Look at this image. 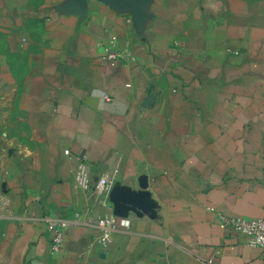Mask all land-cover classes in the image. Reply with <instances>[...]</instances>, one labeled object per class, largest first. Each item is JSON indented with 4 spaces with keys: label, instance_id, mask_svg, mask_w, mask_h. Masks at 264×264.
Listing matches in <instances>:
<instances>
[{
    "label": "crops",
    "instance_id": "obj_1",
    "mask_svg": "<svg viewBox=\"0 0 264 264\" xmlns=\"http://www.w3.org/2000/svg\"><path fill=\"white\" fill-rule=\"evenodd\" d=\"M216 213L264 214V0H0V264H264Z\"/></svg>",
    "mask_w": 264,
    "mask_h": 264
},
{
    "label": "built area",
    "instance_id": "obj_2",
    "mask_svg": "<svg viewBox=\"0 0 264 264\" xmlns=\"http://www.w3.org/2000/svg\"><path fill=\"white\" fill-rule=\"evenodd\" d=\"M103 57L106 61L114 63L119 59L123 60L130 57V55L124 50H108ZM76 180L81 187H87L88 176L85 163L82 161L78 165ZM110 183L111 179L104 176L98 180V187L100 190H104L108 188ZM216 217L226 230L235 233L239 237H245L246 243L249 245L264 248V214L260 217H241L226 216L221 213H216ZM92 223L105 230L102 239L103 243L105 242L104 240H106L108 232L116 229L114 217L97 218L93 220ZM120 224L127 226L128 221L122 220ZM66 226L67 220L65 219L52 224L53 234L50 243V250L52 252H57L59 250Z\"/></svg>",
    "mask_w": 264,
    "mask_h": 264
}]
</instances>
